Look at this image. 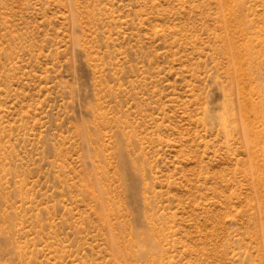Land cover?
Masks as SVG:
<instances>
[{"label": "rangeland", "instance_id": "obj_1", "mask_svg": "<svg viewBox=\"0 0 264 264\" xmlns=\"http://www.w3.org/2000/svg\"><path fill=\"white\" fill-rule=\"evenodd\" d=\"M0 264H264V0H0Z\"/></svg>", "mask_w": 264, "mask_h": 264}, {"label": "bare ground", "instance_id": "obj_2", "mask_svg": "<svg viewBox=\"0 0 264 264\" xmlns=\"http://www.w3.org/2000/svg\"><path fill=\"white\" fill-rule=\"evenodd\" d=\"M145 248V247H144Z\"/></svg>", "mask_w": 264, "mask_h": 264}]
</instances>
